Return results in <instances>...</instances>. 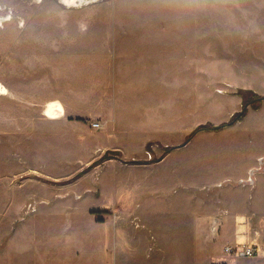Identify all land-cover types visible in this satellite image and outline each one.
I'll use <instances>...</instances> for the list:
<instances>
[{
	"label": "rangeland",
	"instance_id": "1",
	"mask_svg": "<svg viewBox=\"0 0 264 264\" xmlns=\"http://www.w3.org/2000/svg\"><path fill=\"white\" fill-rule=\"evenodd\" d=\"M240 90L264 97V0H0V264H237L264 100L188 138Z\"/></svg>",
	"mask_w": 264,
	"mask_h": 264
},
{
	"label": "crops",
	"instance_id": "2",
	"mask_svg": "<svg viewBox=\"0 0 264 264\" xmlns=\"http://www.w3.org/2000/svg\"><path fill=\"white\" fill-rule=\"evenodd\" d=\"M139 46L140 47L136 50L139 51L137 54L138 59H130V61L138 63L142 69L146 68L148 72V69H153V67L149 64H151L153 61L157 62V59L152 57V48H150L148 45L146 46L144 44H140ZM223 239L227 242V246H234L236 243L249 245L256 244L260 248V255L255 258H259L264 253V223L263 221H258L256 226L252 228L250 223H244V221H242L239 216L230 215L226 218ZM247 259L251 258H239L237 264H249Z\"/></svg>",
	"mask_w": 264,
	"mask_h": 264
},
{
	"label": "trees",
	"instance_id": "3",
	"mask_svg": "<svg viewBox=\"0 0 264 264\" xmlns=\"http://www.w3.org/2000/svg\"><path fill=\"white\" fill-rule=\"evenodd\" d=\"M236 95L242 97V99L244 101L243 109L240 112L233 115L232 118L228 122H225V123L218 125V126H214L212 124L200 125L189 135L188 139H190L196 133L201 132V131L220 132L224 128L234 126L235 124L243 121L245 119V117L247 116L249 107L255 111L259 110L261 108L263 97H261L260 95L254 93L252 91H245V90H240L238 93H236ZM165 150H166V152H169V151H171V148H166ZM108 154H113V155H118V156L120 155L119 152L118 153L117 152H108ZM107 155L105 157H103L101 159V161L108 159L109 157H107Z\"/></svg>",
	"mask_w": 264,
	"mask_h": 264
},
{
	"label": "built area",
	"instance_id": "4",
	"mask_svg": "<svg viewBox=\"0 0 264 264\" xmlns=\"http://www.w3.org/2000/svg\"><path fill=\"white\" fill-rule=\"evenodd\" d=\"M248 183H254L252 177H250ZM224 252L226 255L236 258H255L260 255V248L256 244L236 243L234 246H226Z\"/></svg>",
	"mask_w": 264,
	"mask_h": 264
},
{
	"label": "bare ground",
	"instance_id": "5",
	"mask_svg": "<svg viewBox=\"0 0 264 264\" xmlns=\"http://www.w3.org/2000/svg\"><path fill=\"white\" fill-rule=\"evenodd\" d=\"M255 84V83H254ZM259 89V88H258ZM123 109V108H122ZM60 112H62L61 110H60ZM128 199V198H127ZM121 201V200H120ZM125 255V254H124Z\"/></svg>",
	"mask_w": 264,
	"mask_h": 264
},
{
	"label": "water",
	"instance_id": "6",
	"mask_svg": "<svg viewBox=\"0 0 264 264\" xmlns=\"http://www.w3.org/2000/svg\"><path fill=\"white\" fill-rule=\"evenodd\" d=\"M263 100H264V97H263Z\"/></svg>",
	"mask_w": 264,
	"mask_h": 264
}]
</instances>
